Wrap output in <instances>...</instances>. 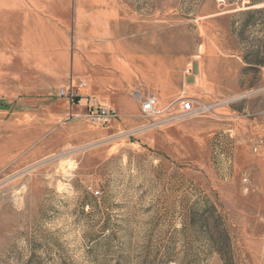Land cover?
I'll return each instance as SVG.
<instances>
[{
    "label": "rangeland",
    "instance_id": "1",
    "mask_svg": "<svg viewBox=\"0 0 264 264\" xmlns=\"http://www.w3.org/2000/svg\"><path fill=\"white\" fill-rule=\"evenodd\" d=\"M23 12L62 22L27 28ZM10 47L0 264H264V0H0ZM49 49L81 79L20 61ZM136 91L161 112L143 117ZM90 100L146 122H91Z\"/></svg>",
    "mask_w": 264,
    "mask_h": 264
},
{
    "label": "crops",
    "instance_id": "2",
    "mask_svg": "<svg viewBox=\"0 0 264 264\" xmlns=\"http://www.w3.org/2000/svg\"><path fill=\"white\" fill-rule=\"evenodd\" d=\"M251 7H253V8L255 7V9L260 8V6H258V5H254ZM31 14H34L36 16H29L28 12H23L24 16L20 18V20L23 21V25L27 28L36 29V30H38V29L39 30H47L49 25H54V26L58 25V23L56 21L59 20L60 22H62V19L59 18L57 20V18H55L54 15H53V17L50 16L52 14H49L48 17L41 16V15H48L45 13L36 12V13H31ZM51 17L54 19H52ZM31 24H32V27H30ZM22 45L27 47L25 42ZM11 50H12L11 47L8 48V51L6 50V52H8V55H6L5 53H0V65L4 64L6 62V60L11 61V57H13L14 55L16 56V50L14 49V55L11 54L12 53ZM2 52H4V51H2ZM26 54H29V53H26ZM26 54L23 56V50H21V52H20L21 63L26 65V66H29L28 67L29 69L39 72V74H41L43 77L52 78V79H56V80H67L68 79V82L73 81V79L76 80V82H77L79 79H81L80 74H75V72H72L70 64H71V62H73L75 60H74L73 56H70V55L68 56V58H66L67 57L66 55H68V52L64 51L62 56H61V55H57V53H54V51L49 49L46 53V56L36 55V56L31 57V56H28ZM1 71H2V69H0V74H1ZM10 72H11V70L6 72V73H8V75H10ZM88 85H89L88 90L80 89L81 90L80 93L83 96L92 94V91L94 89V84L90 79H89ZM52 89L55 90L56 86L55 85L52 86ZM106 102H109V100H107ZM63 105L69 107V104L68 103L65 104L64 101H63ZM83 107H84L83 104L80 103L79 105H75V110L76 111H82ZM118 111L120 112V115L123 116L124 118H118V119L110 120V122H115L116 126L118 125L117 122H121L122 125H129L130 123L133 124L134 122H141V123L146 122L145 119L143 118L144 116L142 117L139 114H137L136 113L137 111H135V107H133V106L129 112H127L124 108H118ZM164 120L162 122H165ZM158 122H161V121H158ZM146 129L147 128L143 129L142 131H140V133H143V131H146Z\"/></svg>",
    "mask_w": 264,
    "mask_h": 264
},
{
    "label": "built area",
    "instance_id": "3",
    "mask_svg": "<svg viewBox=\"0 0 264 264\" xmlns=\"http://www.w3.org/2000/svg\"><path fill=\"white\" fill-rule=\"evenodd\" d=\"M84 84V83H83ZM61 96H65L69 99L70 104H78V95L69 90L61 88L59 90ZM135 98L140 100V112L142 116L151 117L158 115L161 111L158 108V99L153 93H147L144 96H140L139 91L135 92ZM86 116L91 122H98L104 124L115 116L113 110L106 109L102 106H94L92 100L85 104ZM180 115L187 116L193 113L192 101L190 99H183L180 106ZM177 114H171L167 117V121L174 120Z\"/></svg>",
    "mask_w": 264,
    "mask_h": 264
},
{
    "label": "bare ground",
    "instance_id": "4",
    "mask_svg": "<svg viewBox=\"0 0 264 264\" xmlns=\"http://www.w3.org/2000/svg\"><path fill=\"white\" fill-rule=\"evenodd\" d=\"M84 85H85V84H82L81 87L84 86Z\"/></svg>",
    "mask_w": 264,
    "mask_h": 264
}]
</instances>
